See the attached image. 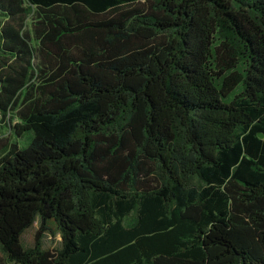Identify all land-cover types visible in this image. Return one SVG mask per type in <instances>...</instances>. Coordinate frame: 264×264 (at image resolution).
<instances>
[{
  "label": "trees",
  "instance_id": "trees-1",
  "mask_svg": "<svg viewBox=\"0 0 264 264\" xmlns=\"http://www.w3.org/2000/svg\"><path fill=\"white\" fill-rule=\"evenodd\" d=\"M0 251L264 264V0H0Z\"/></svg>",
  "mask_w": 264,
  "mask_h": 264
},
{
  "label": "rangeland",
  "instance_id": "rangeland-1",
  "mask_svg": "<svg viewBox=\"0 0 264 264\" xmlns=\"http://www.w3.org/2000/svg\"><path fill=\"white\" fill-rule=\"evenodd\" d=\"M16 139L19 147H25L30 142V135L27 134L25 136L18 137ZM38 228H39V222L37 220L31 228L25 231V233L22 236V242L24 246L30 247L34 244L35 235ZM60 241L61 238L59 235L53 236L47 233L43 238V245L45 249L56 250L60 247ZM0 264H13V263H10L7 260L6 256L0 251Z\"/></svg>",
  "mask_w": 264,
  "mask_h": 264
}]
</instances>
